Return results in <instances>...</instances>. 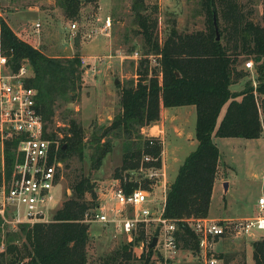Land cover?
<instances>
[{"label": "trees", "instance_id": "obj_1", "mask_svg": "<svg viewBox=\"0 0 264 264\" xmlns=\"http://www.w3.org/2000/svg\"><path fill=\"white\" fill-rule=\"evenodd\" d=\"M60 1L67 18L76 19L82 0ZM259 1L261 23L250 18L239 0H199L205 30L180 34L172 28L161 43L155 36L156 5L136 11L135 22L145 47L159 56L158 73L148 78L144 66L147 60L140 62L136 81L121 90L120 112L100 133L101 139L111 136L123 143L121 163L113 172V180L119 182L126 194L135 189L151 192L153 187H158L157 182L144 178L138 185L131 181L130 174L160 169L162 142L155 137H141L140 129L157 123L162 108L195 107L197 147L185 158L167 187L162 217L174 224L179 250L196 256L199 239L188 222L208 217L219 160L213 137L255 140L264 129V0ZM0 49L8 57L12 72H17L22 62H28L32 75L26 86L38 90L36 109L46 124V138L58 144V159L62 162L72 156L82 159L83 128L71 119L62 139L51 128L56 104L75 100L73 94L81 80L80 60L72 57L63 62L45 57L40 50L19 39L1 17ZM241 56L252 60L255 85L247 83L242 91L231 92L230 87L247 76L237 69ZM135 140L138 143H131ZM18 144L17 138L0 143V171L3 166L7 178L17 159ZM111 149L109 143L97 144L91 157L93 169H100ZM145 157L150 161H144ZM69 189L70 196L50 222L19 225L9 230L0 218V264H89V226L85 215L99 209L94 185L81 174ZM145 231L146 225L138 224L135 239L104 257L103 264H127L133 246L143 242L147 248ZM146 251L144 264L157 254L155 247ZM216 256L224 264L233 260L223 254ZM252 259V264H264V238L252 243Z\"/></svg>", "mask_w": 264, "mask_h": 264}, {"label": "rangeland", "instance_id": "obj_2", "mask_svg": "<svg viewBox=\"0 0 264 264\" xmlns=\"http://www.w3.org/2000/svg\"><path fill=\"white\" fill-rule=\"evenodd\" d=\"M60 2V0L0 1V17L15 34L28 40L30 43H27L40 50L45 57L63 62L72 57L80 60L81 80L73 94L75 100L56 104L51 128L56 130L58 139H62L68 122L74 119L84 130L85 149L82 159L72 156L63 162V179L60 188L53 192L54 199L47 214L48 222L52 220V216L61 207L62 202L70 196V185L79 175L82 174L93 183L98 210L106 203L104 196L111 194L115 186L112 176L121 163L123 143L121 139L111 136L101 139V130L109 126L120 112L121 90L136 81L140 62L147 60L144 66L148 69V78L158 73L156 63L159 58H154L157 55L148 52L144 45L135 22L136 11L139 13L142 7L156 5L158 13L155 36L159 43L165 39L167 32L172 28L180 34H190L204 31L206 26L204 16L200 13L199 0H82L78 16L74 20L67 18ZM239 2L255 23L262 22V6L259 0H239ZM106 17L111 19V28L108 33L89 38V31L100 28L101 22ZM72 23H75L78 28L74 39H71L69 35V26ZM35 24H39L40 27L35 28ZM249 60L251 59L247 56H241L238 59L237 69L247 73V76L232 85L230 90L240 92L247 83L255 85L254 69L245 68V62ZM29 75L31 76L32 72ZM116 81L117 84H115ZM192 109L190 111L189 107H178L167 110L170 117L176 114L177 118L172 123L167 121L166 132L160 134V136L165 135L162 169L166 183L176 176L187 155L195 150L194 147L190 148L177 143L173 133V127H177L182 128L185 134H192L194 137L196 114L195 109ZM157 125L158 123H155L140 129L141 137L157 138ZM153 126H155L154 129H152ZM104 142L111 144V152L106 155L99 170L93 169L91 164L93 152L97 144ZM225 152L234 165H231L232 170H228L227 180L224 181L227 183V190L225 191L223 183L217 186L210 218H224L244 211H246L245 216L248 214L251 216L252 200H256L260 194L264 196V149L232 151L227 148ZM144 178H146L145 172L142 171L130 174L131 181L137 182L138 185ZM162 191L159 187H153L149 192L153 203L147 206L151 211L160 210L163 204ZM87 198L90 199L89 195ZM226 202L228 206L225 208ZM111 208L116 209L112 200L102 211L109 215ZM6 226L9 230L17 229V227ZM88 226L89 264H103L104 257L135 239L138 228L137 225L132 234H127L112 225H103L98 222L88 223ZM155 227L154 224L146 225L145 244L152 240ZM252 237L246 240L250 252V242L253 239H263L264 231L254 230ZM223 239L229 242L228 240L232 238ZM149 244L142 251L138 245L133 246L132 256L127 264H144ZM232 258V262L228 264H248L249 262L244 249ZM177 262L178 264H201L195 254L187 251L180 252ZM148 264H156L155 258L150 259Z\"/></svg>", "mask_w": 264, "mask_h": 264}, {"label": "built area", "instance_id": "obj_3", "mask_svg": "<svg viewBox=\"0 0 264 264\" xmlns=\"http://www.w3.org/2000/svg\"><path fill=\"white\" fill-rule=\"evenodd\" d=\"M34 26L40 27L39 24ZM110 28L111 19L106 17L100 28L89 31L88 37L106 35ZM77 32V25L72 23L69 26L70 38L74 39ZM156 66L159 67L158 62ZM245 68L253 69L251 60L245 62ZM29 74L30 66L26 61L21 63L17 72H12L8 57L0 49V143L2 145L6 140L19 139L17 159L10 177L5 176L3 166L0 171V218L4 225L12 228L47 223L53 192L60 188L63 179V162L58 159V145L46 138V124L36 109L38 90L26 86ZM144 161H150V158L145 157ZM145 177L157 182L163 190V204L159 211L148 208L147 205L153 203L149 192L135 189L126 194L119 182L115 181L111 200L116 209L111 208L108 215L102 211L106 205L103 204L100 210L86 213L85 222L112 225L127 234H131L138 224H154L159 227L154 246L157 254L153 257L156 264H178L177 257L181 251L175 237V226L162 217L167 190L165 173L161 167L145 172ZM188 223L199 239L196 256L199 262L224 264L216 256L213 243L223 238L243 239L252 236L254 230L264 231V197L257 200L255 217L230 221L198 219ZM138 247L142 251L143 242L138 243Z\"/></svg>", "mask_w": 264, "mask_h": 264}, {"label": "crops", "instance_id": "obj_4", "mask_svg": "<svg viewBox=\"0 0 264 264\" xmlns=\"http://www.w3.org/2000/svg\"><path fill=\"white\" fill-rule=\"evenodd\" d=\"M17 35V34H16ZM17 37L21 40H23L24 42H28L30 43L28 40H26L25 38H23L21 35H17ZM36 48V47H34ZM231 92H239V91H232ZM182 107H189L190 111H192L195 107L194 106H182ZM178 108V107H175ZM225 108L224 107L219 115L218 118V123L220 122V120L222 119L224 112H225ZM168 109L170 108H162L161 109V114H160V119L157 122L158 125L156 126L158 129V133H157V138L158 136H160V134H163L164 132H166V123L167 121H169L170 123H172L176 118V114L173 117H170V115L168 114ZM196 114V111H195ZM196 123V121H195ZM155 126H153L152 129H154ZM173 133L175 134V140L177 141V143L182 144V145H187L190 148H195L197 147V141L195 139V134L194 137L192 136V134H185L184 131L177 127H173ZM155 136V135H154ZM165 135H161L160 139L162 142V154H161V160L163 162L164 165V155H165V150L163 148V143L165 142ZM243 140V141H241ZM213 143L217 146L218 150H219V160H218V166H217V173L215 176V180H214V184H213V189H212V193H211V199H210V205H209V212H208V220H212V221H230V220H240V219H248V218H252L255 217L257 215V200L260 197H264L262 194H260L256 200H252V215L250 216L249 214L247 216L244 215V212H239L240 214L236 213V214H232V216H227L224 218H218V219H211L210 218V211H211V207H212V202L214 200V195H215V191L217 189L218 185H221V183L224 184L225 187V191L227 190V183H224V181L227 180V172L228 170H232V166L234 165L227 156V152L226 149H230V150H243V151H249V150H259V149H264V130L261 134V137L259 139H255V140H245V139H238V138H214L212 139ZM222 147V148H221ZM224 148V150H223ZM193 152V151H192ZM190 154V153H189ZM188 154V155H189ZM187 155V156H188ZM184 162V161H183ZM178 172V171H177ZM177 175V174H176ZM176 177V176H175ZM175 177L171 180L168 181L167 183V187L170 186V184L174 181ZM230 187V183L228 185ZM104 198H106V205L110 202L111 200V194L109 195H105ZM228 206V203L226 202L224 207L226 208ZM255 213V215H254ZM253 236V235H252ZM252 236L249 237H245L244 239H231L228 240L229 242H226V239H217L214 243H213V249L215 254H223L224 256H227L228 258L232 257H236V255H238L240 252H242V250L244 249L246 252V255L249 258V262L248 264H252L253 263V259H252V243L256 240H252L250 242V247H251V252L248 249V242L246 241L248 238H253ZM236 240V241H235ZM224 261V260H223ZM232 260L229 262L231 263Z\"/></svg>", "mask_w": 264, "mask_h": 264}, {"label": "water", "instance_id": "obj_5", "mask_svg": "<svg viewBox=\"0 0 264 264\" xmlns=\"http://www.w3.org/2000/svg\"><path fill=\"white\" fill-rule=\"evenodd\" d=\"M214 25L216 27V21H215V18H214ZM215 32H216V40L219 39V36H218V33H217V30L215 29ZM115 84H117V81L115 82ZM158 234H159V227H156L155 228V231H154V236L149 244V248H153L155 245H156V242H157V237H158Z\"/></svg>", "mask_w": 264, "mask_h": 264}]
</instances>
